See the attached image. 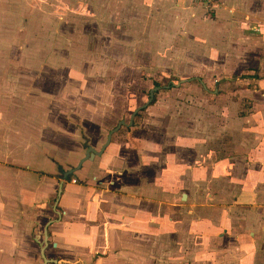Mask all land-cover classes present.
Here are the masks:
<instances>
[{"label": "rangeland", "instance_id": "374dc122", "mask_svg": "<svg viewBox=\"0 0 264 264\" xmlns=\"http://www.w3.org/2000/svg\"><path fill=\"white\" fill-rule=\"evenodd\" d=\"M170 3L0 0L10 161L24 154L20 128L45 154L75 160L124 121L104 150L119 182L98 188L108 200L98 247L79 242L82 222L70 219L66 233L55 222L44 253L61 262L47 264H264L242 232L255 210L235 198L264 195V0H238L235 13L215 0L178 18ZM25 154L37 156L28 144ZM54 197L28 208L0 264L42 263Z\"/></svg>", "mask_w": 264, "mask_h": 264}, {"label": "crops", "instance_id": "0c3cea01", "mask_svg": "<svg viewBox=\"0 0 264 264\" xmlns=\"http://www.w3.org/2000/svg\"><path fill=\"white\" fill-rule=\"evenodd\" d=\"M168 1L171 2L170 11L173 12L177 18L180 17V15L183 17L189 15L194 17L197 15V9L203 10V6L193 0ZM217 1L218 5L221 4V8L235 13L234 10H236L238 6V0H233V4L230 3L229 0ZM9 105L10 103L0 97V260L4 254L3 250L8 249L11 240L15 238L13 233L15 234L18 230L17 233L20 235L22 225L26 224L28 208L34 206L37 208L38 204L40 205L39 207L42 208L49 201L48 199L54 195L52 210L57 214V217L53 218V221L47 226V232L49 230L50 233L48 238L56 235L55 232L53 233L51 231L53 226H51L50 229L52 223L61 222L62 224L60 225H65V223H70V219H74V221L82 222V225H84L87 231L86 235L81 236V241L79 242L85 243L88 250L98 247L95 245V240L98 235L97 228L101 224L98 221V214L102 205L100 202L101 200L102 202L108 201L101 196L102 190L98 188L99 186L102 187L104 184L105 191L109 192L110 190L107 188V183L112 184L110 185L112 187L119 182L117 172L112 174L108 166L110 162L107 160L108 155L104 151L108 145L105 146L101 154L95 155L93 159L84 160L77 170L67 175L65 179H62V176H58V172H65L75 167L84 156L85 149L80 155H76L78 158L75 160L67 158L66 155L62 156L61 152H64L60 149L55 152V155L50 156L42 151L41 141L38 139L37 135L32 136L31 139L28 138L27 143L25 132L20 128L19 140L17 142L18 151H22L24 154L18 155V160L14 163L10 161L11 156H14V154H11L10 149L13 142H11L10 137L11 128L8 126L10 120ZM85 137H87V135H85ZM27 144L30 148H34L37 154V156L29 162L25 160V158L28 157L27 154H25ZM102 145L103 143L101 146ZM101 146H94V149L99 150ZM41 152L43 155H41ZM102 160L106 164L104 169L105 172H107L101 177L96 166L98 167L97 164ZM103 177L104 180L102 179ZM105 179L108 181H105ZM59 182H62V186L58 201L54 207ZM262 193L259 194L257 190L251 189L242 191V194L235 198L237 200L242 199L246 203L251 204L249 207H253L255 210L252 216L256 217V219L254 218L256 221L254 222L252 220L253 224L249 226V230L243 228V235L249 236V240L245 238L244 243H248L251 247L258 246L260 248V258L263 257L264 259V195L261 196ZM112 195L113 196L108 199L118 198V193L114 192ZM123 197L124 196H122L120 200H124ZM116 206L112 207V210H109V212L112 214H115L116 211L118 212ZM14 227H17V230L14 229ZM67 227L68 226L64 228V233L67 232ZM63 234L60 233L59 235ZM85 237L86 240L84 239ZM55 238L59 237L55 236ZM54 242L55 245H53ZM54 242L52 245L57 246L58 241L54 240Z\"/></svg>", "mask_w": 264, "mask_h": 264}, {"label": "water", "instance_id": "95a60500", "mask_svg": "<svg viewBox=\"0 0 264 264\" xmlns=\"http://www.w3.org/2000/svg\"><path fill=\"white\" fill-rule=\"evenodd\" d=\"M158 87L156 86L154 89H157ZM152 96V92L150 93V97ZM142 106L136 108L132 114H131V118H130V122L133 118V116L135 115V113L141 108ZM129 122V123H130ZM121 124H124V121L123 120H120L117 125L111 129L106 137V140L104 142V144L100 147L99 150H95L93 147L91 146H88L86 148V151H85V154L84 156L80 159V161L78 162V164L65 171L63 174H62V179H64L67 175H69L70 173H72L73 171L77 170L79 167H80V164L86 160V159H93L95 155H99L101 154V152L103 151V149L105 148V146L109 143L110 141V135L111 133H113L114 131H116L120 126ZM61 186H62V182H59V187H58V191H57V198L55 199V203H54V207L58 201V196L60 194V191H61ZM182 197H185V194H183ZM53 220H48L44 226V229H43V238H42V244L40 246V256L42 257V263L41 264H47L49 262L51 263H57V262H61V260L59 259H55V258H47L45 253H44V250H45V247L47 246L48 244V234H47V226L52 222ZM53 245H55V243H53Z\"/></svg>", "mask_w": 264, "mask_h": 264}, {"label": "built area", "instance_id": "2783aa9c", "mask_svg": "<svg viewBox=\"0 0 264 264\" xmlns=\"http://www.w3.org/2000/svg\"><path fill=\"white\" fill-rule=\"evenodd\" d=\"M193 1L201 4L205 8H208L215 0H193Z\"/></svg>", "mask_w": 264, "mask_h": 264}, {"label": "flooded vegetation", "instance_id": "af4514ba", "mask_svg": "<svg viewBox=\"0 0 264 264\" xmlns=\"http://www.w3.org/2000/svg\"><path fill=\"white\" fill-rule=\"evenodd\" d=\"M103 144H104V143H103ZM88 146H90V145H87L86 148H87ZM91 147H92V146H91ZM86 148H85V151H86ZM95 150H96V149H95ZM84 154H85V153H84ZM58 171H59V170H58ZM58 173H59V172H58ZM63 173H64V171H61V176H62ZM65 178H66V177H65ZM65 178H64V179H65ZM45 248H46V247H45Z\"/></svg>", "mask_w": 264, "mask_h": 264}]
</instances>
